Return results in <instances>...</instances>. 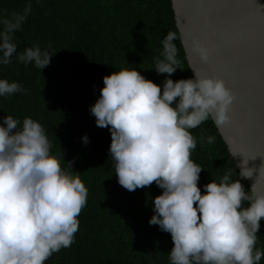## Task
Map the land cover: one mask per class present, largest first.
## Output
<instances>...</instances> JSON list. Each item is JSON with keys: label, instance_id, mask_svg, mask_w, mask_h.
<instances>
[{"label": "clouds", "instance_id": "clouds-1", "mask_svg": "<svg viewBox=\"0 0 264 264\" xmlns=\"http://www.w3.org/2000/svg\"><path fill=\"white\" fill-rule=\"evenodd\" d=\"M30 12L26 4L0 19V65L10 64L13 57L39 70L49 63L54 52L42 51L39 45L17 51L14 33ZM175 36H163L152 68L167 74L162 86L136 69L121 68L102 77L103 87L89 112L97 127L108 128V152L118 184L133 191L155 183L162 190L152 198L148 223L170 234L168 264H259L264 253L255 246L264 219V195L253 194L251 188L245 191L233 178L252 176L248 159L240 161L238 172L228 169L218 182L203 185V193L197 186L202 168L190 159L196 139L189 130L208 119L217 126L225 124L233 96L220 79L195 74L176 81L168 78L178 68ZM193 48L202 62L207 60L204 47L194 42ZM26 91L0 78V97ZM2 119L0 264H44L74 242L87 189L71 162H65L71 171H64L50 154V141L39 122L10 115ZM213 139L208 136L206 142ZM81 140L88 142L87 136ZM261 170L264 162L258 175Z\"/></svg>", "mask_w": 264, "mask_h": 264}, {"label": "trees", "instance_id": "trees-1", "mask_svg": "<svg viewBox=\"0 0 264 264\" xmlns=\"http://www.w3.org/2000/svg\"><path fill=\"white\" fill-rule=\"evenodd\" d=\"M26 4L31 12L14 33L17 51L39 45L54 53L41 70L15 57L0 65V78L27 90L0 97V126L5 115L39 122L50 141V154L62 170L79 173L87 189L74 242L44 264H168L170 234L148 223L152 198L162 190L155 183L133 191L118 184L108 152V128L95 125L89 106L99 96L102 77L121 68L136 69L162 86L167 74L152 68L168 32L176 34L172 43L178 60L168 78L193 77L170 0H0V19L22 11ZM189 131L196 139L190 159L202 168L197 182L202 193L203 185L218 182L226 170L238 172L212 119ZM82 136H87V143ZM208 136L214 138L210 144ZM65 162H71V170ZM233 178L249 190L245 179ZM260 225L255 247L264 253V219ZM259 264H264V255Z\"/></svg>", "mask_w": 264, "mask_h": 264}, {"label": "water", "instance_id": "water-1", "mask_svg": "<svg viewBox=\"0 0 264 264\" xmlns=\"http://www.w3.org/2000/svg\"><path fill=\"white\" fill-rule=\"evenodd\" d=\"M192 76L220 79L231 92L228 121L214 125L237 170L253 169L250 191L264 195V0H170ZM207 50L202 62L194 51ZM213 121V120H212Z\"/></svg>", "mask_w": 264, "mask_h": 264}]
</instances>
